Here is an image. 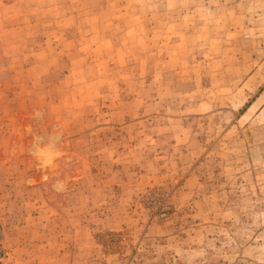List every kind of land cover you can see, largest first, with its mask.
Instances as JSON below:
<instances>
[{
    "label": "rangeland",
    "instance_id": "rangeland-1",
    "mask_svg": "<svg viewBox=\"0 0 264 264\" xmlns=\"http://www.w3.org/2000/svg\"><path fill=\"white\" fill-rule=\"evenodd\" d=\"M0 264H264V0H0Z\"/></svg>",
    "mask_w": 264,
    "mask_h": 264
}]
</instances>
